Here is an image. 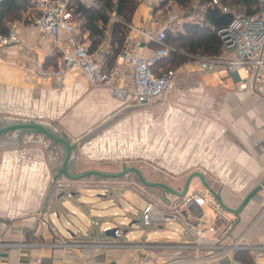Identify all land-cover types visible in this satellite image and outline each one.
I'll return each mask as SVG.
<instances>
[{
	"label": "rangeland",
	"instance_id": "1",
	"mask_svg": "<svg viewBox=\"0 0 264 264\" xmlns=\"http://www.w3.org/2000/svg\"><path fill=\"white\" fill-rule=\"evenodd\" d=\"M138 2L139 0H136V3ZM228 5L231 9L240 11L238 6ZM87 6L97 8L100 7V3L91 0ZM189 9L190 6L182 8L178 4L165 2L162 10L157 14L158 21H164L168 12L175 13L178 10L188 12ZM26 11L22 20L15 22L32 25L25 22V17L34 15L32 6ZM111 16L115 18L114 15ZM11 23L8 22L9 25ZM82 24L83 18L81 17ZM176 28H181V26L176 25ZM32 39L41 47L45 46L50 49L54 46L51 38L39 36L33 30L30 37L25 38V42L29 43ZM106 42L108 43L107 40ZM26 52L29 56L32 54L31 51L26 50ZM42 54L44 53L40 52V55ZM54 54L57 52L54 51ZM32 60L26 58V65L32 63ZM192 61L193 58L188 57V60L182 62L181 66L177 65L179 67L177 69L178 81L168 100L174 107L171 111L167 105L168 102L154 103L151 105L154 110L150 109L147 112L148 106L139 108L134 106L131 100H126L124 105L121 104V110H117L116 117H106L108 111L106 112L103 106H97L91 101L84 103L82 100L86 97L77 96L76 93L66 90L62 81L50 82L46 86L41 83L36 88L37 92L34 89L31 95L24 92L7 94V90H3L2 94L0 90V126L17 121L40 122L60 133L70 144H77L76 150L72 151L68 159V167L72 174L88 171L121 174L120 176L113 175V177L89 175L80 180H67L63 174H60L66 158V149L62 144L56 143L42 132H24L20 135V132L14 131L6 134L3 139H0V236H3L4 240L13 242L7 235L13 234L14 229L20 223H31L35 226L37 222L36 226H39L38 216L45 215L44 208L51 198L52 192L49 190L51 184L96 183L105 185L118 183L125 185L126 188L135 189L144 197L151 193L154 197L164 198L163 202L158 198L151 199L152 202L160 204L168 203L166 199L169 196L171 200L183 199V197L166 193V188L160 184H166V186L168 184L171 187L182 186L178 189L182 193L190 174L201 178L200 174L194 173L203 174L204 160L193 159L189 156L172 158L170 154L173 147L187 149L190 140H194L198 132L204 136L207 131L204 125L210 126L208 130H214L213 137L216 136L215 132L223 135L228 132L221 126L222 120L219 113V107L225 95L223 87L215 80L205 83L201 74L186 73ZM73 72L79 73L78 70ZM28 77H30L29 74ZM201 88H208L209 91ZM94 98L92 95L88 97L89 100ZM125 106H129V109ZM196 126L199 131H196ZM81 139H84L82 143H80ZM197 181L201 185L202 180L200 182L197 179ZM147 183L155 185L150 186ZM192 188L193 186L190 191ZM63 193V189L58 190L55 202H59L66 211L61 213L60 219L56 215L58 208H52L51 212V217L59 229L62 228L63 223L66 224L63 220L66 216H70L72 211L76 212L77 217H81L82 210L85 208L86 216L82 218L86 221L91 220V217L94 221H98L100 215L108 217L109 220L113 219L115 222H111L110 225H114L115 223L120 224L124 216H128L132 221H139L133 226L135 229L140 230L143 226L140 216L147 206L145 202L137 210L131 208V204L127 201L121 200L119 203L118 199L111 202L110 198H102L97 191L93 192V197L90 196L91 193L84 191L75 199L67 192L59 198ZM122 193L126 194V190H120V194ZM128 200L133 201L134 199ZM115 213L120 216L114 217ZM71 218L74 219V216ZM41 224L45 226L44 223ZM166 228L169 232L175 228H178L181 233L186 232L185 228L179 224H166ZM61 235L70 238L69 234ZM76 235L83 239L84 235L90 234ZM128 235L129 237L126 234H120L123 242L119 239L120 242L116 244L96 245L125 247L124 241L134 240V237L145 241L147 238L154 239L161 236ZM40 236L42 237L40 238L41 243H46L45 234ZM107 238L113 239L112 236ZM71 244L84 245L85 243Z\"/></svg>",
	"mask_w": 264,
	"mask_h": 264
},
{
	"label": "crops",
	"instance_id": "2",
	"mask_svg": "<svg viewBox=\"0 0 264 264\" xmlns=\"http://www.w3.org/2000/svg\"><path fill=\"white\" fill-rule=\"evenodd\" d=\"M164 4L165 2L161 6H156L151 0H139L136 3V11L132 22L127 24L128 34L126 39L129 36L133 38L132 41L136 45V50L140 55L148 57L150 55V47L153 44H148L129 25L142 29L152 28L151 17L155 15L159 19L157 14L160 13ZM180 11L178 10L177 13ZM36 15L37 12L34 11L33 17L28 16V18L35 19ZM180 26L183 27V24H180ZM32 30L36 31L40 36V32L35 27V24H20L18 27V33L23 41H25V38L30 37ZM83 35L89 38L87 31L83 32ZM106 40L99 47L104 46L103 44L106 43ZM107 41L110 53L113 47L109 40ZM29 44L34 46V57L32 55L29 56L26 50H21L17 46L0 48V90L2 94L3 90H7V94L11 92L18 94L19 92H24L31 95L34 89L38 88L41 83L46 86L50 82L62 81L65 84L66 90H70L74 94L76 93L77 96L86 97L82 100L84 103L91 101V103H96L97 106H103L104 110L108 111L106 117H116L118 115L116 114L117 110H121V104L124 105L125 102L117 99L109 88L92 87L80 72L74 73L71 71L63 79L51 81L36 80L33 77H28V68L33 64L30 63L29 65L31 66L26 65V58L33 59V61L38 60L40 62L39 65L44 63V66L45 62L54 55V51L58 54L57 60H55L56 63L60 55L56 49L55 42L54 46L50 49L45 46H39L38 43H35L34 39L30 40ZM40 52L44 54L40 55ZM109 53L104 56L107 65H109L107 61ZM55 61L50 63V65L55 63ZM188 66L186 73L190 75L201 74L205 83L215 80L223 87L225 95L219 107V113L222 120L221 126L222 128H226L228 132L224 135L220 134V132H215L216 136L213 137L214 130H208L210 126L204 125V128L207 129L204 136H202L201 132H198L195 135L196 138L192 141L190 140V145L186 147L187 149L182 150L173 147L170 154L172 158L177 159L182 156H189L193 157V159L204 160L203 174H194L203 175L207 185L204 184L202 177L201 179L197 176L193 177L190 174L188 179L192 178L188 190H190L191 186H193L192 190L204 186L210 191V194L207 195L209 202L203 206L198 204L192 205L191 209L188 212L186 211L185 217L189 223L191 222L194 225L199 223L203 226L213 227V229L207 228L205 234L217 244H231L241 239V244L251 246L252 248L251 251H237L235 258L244 262L238 257L239 255H243L245 258L251 259L252 262L253 255L257 249L264 247V84L260 85L257 90H238L235 76H226L225 74L218 76L200 72L193 65ZM27 78L30 79L28 80ZM201 89L204 91L208 90V88ZM35 91L37 92V89ZM90 95L95 98L89 100L88 97ZM151 105L146 108L147 112L150 109L154 110ZM167 105H169L170 111L174 110V107L169 102ZM125 108L129 109V106H125ZM196 131H199L198 126H196ZM17 135L19 136V134ZM3 137L5 135L0 139H3ZM164 157H167V155H164ZM197 179L200 182L202 180L201 185H199ZM258 186H261L260 190L252 195L253 190ZM167 187L175 192H179L178 189L182 186L171 187L167 184ZM60 189H63L64 193H69V196L74 199L84 191L91 193L90 196L93 197V192L97 191L102 198H110L111 202L118 199L119 203L121 200L127 201L131 204V208L137 210H139V207L144 202L147 205L151 199L158 198L154 197L151 193L146 194L144 197V195H140L135 189L126 188L125 185L118 183L105 185L96 183L51 184L49 189L52 192L51 198L49 204L44 208L45 215L43 217V214L38 216V221L40 220L39 226H36L37 222L35 226L31 225V223H20L14 229L13 234L7 235L12 241L30 242L32 245L17 246L5 250L0 255L2 264H141L146 254L153 256L155 262L161 264L174 258L177 250L173 248L152 249L154 245L178 244L188 240V232L184 223L181 222L163 223L164 225L156 224L151 228L142 226L140 230H137L133 226L139 223V221H132L128 216H124V220L120 224L115 223L114 225H110L111 222H115L113 219L109 220L107 219L108 217L100 215L98 221H94L93 217H91V220L86 221L82 218L86 216V208L82 210L81 217H77L76 212L72 211L71 215L66 216L63 220V222L66 221V224L63 223L62 228L59 229L56 226L55 220L51 217V212L52 208H58L59 210H57L56 215L60 219L61 213L66 211L59 202H55L57 198L56 194ZM122 189L126 190V194H120V190ZM165 191L166 193H171L166 189ZM64 193L59 198L64 196ZM171 194L172 196L176 195L175 193ZM169 198L170 196L166 199V202ZM128 199L134 200L130 201ZM158 199L161 202L165 200L164 198ZM71 216H74V219ZM116 216L120 215L115 213L114 217ZM41 223H44L45 226ZM166 224H179L185 228L186 232L181 233L178 228L169 232ZM114 228H116L115 234L119 236H112L113 239H108L107 237L111 235H107V237L106 235H102L111 234L106 233V231ZM41 234H45V238H47L45 241L50 245H37L42 244V239H40L42 238ZM61 234H75V236L70 235V238H65ZM76 234L90 235H84V238L80 239L81 236ZM120 234H126L127 237H129L128 234H154L155 236H161L154 239L147 238L145 241L134 237V240L124 241L125 247H119L118 245H114L113 247L96 245L116 244L121 240ZM55 241L85 244L70 247L51 246ZM121 241L123 242V240ZM182 253L189 257L193 256L191 251ZM223 260L213 261L210 264H234L233 261L223 263ZM258 264H264V256L259 260Z\"/></svg>",
	"mask_w": 264,
	"mask_h": 264
},
{
	"label": "built area",
	"instance_id": "3",
	"mask_svg": "<svg viewBox=\"0 0 264 264\" xmlns=\"http://www.w3.org/2000/svg\"><path fill=\"white\" fill-rule=\"evenodd\" d=\"M1 1V0H0ZM88 5L91 0H77ZM154 5L161 6L163 2L177 5L172 0H151ZM37 15L33 21L40 35L52 38L59 51V60L56 65L44 67L38 60H32L28 68L30 77L36 80H61L69 72L78 70L92 87L109 88L114 96L122 101L131 100L134 106L147 107L154 103L167 102L176 87L179 73L177 70H163L161 62L168 59L174 48L167 42L169 30L182 31L183 27L176 25L184 23H201L205 11L209 6H217L224 13H231V22L217 30L222 40L219 54L214 56H197L191 65L204 73L215 75L225 74L236 77L238 90H257L264 84V0H260V10L256 14L248 15L242 11H235L222 2L210 0L208 4L201 5L199 0L191 3L188 12L182 10L177 13L168 12L164 21H158L155 15L151 17L152 28H138L136 30L150 47V55L145 57L136 50L130 36L124 46L114 58L113 64L105 63V55L109 53V44L99 47L91 53V39L83 35L81 20L75 12L74 0H32ZM19 24L13 23L6 35L0 34V48L17 46L21 50L31 51L35 56L34 46L23 41L18 33ZM209 189L200 187L188 190L183 199H169L165 204L149 201L140 216L143 227L151 228L156 224L181 222L188 232V240L178 244L154 245L152 249L173 248L176 255L161 264H210L213 261L230 258L234 264H258L264 256V247H259L253 255V261L245 263L235 258L237 251H251V246L241 244V239L231 244H217L205 234L210 226L192 224L187 221L184 213L191 206H203L209 202L207 195ZM31 243L4 240L0 236V255L5 250L14 247L30 246ZM50 245L48 242L37 244ZM51 246H75L68 242L55 241ZM193 253L192 257L182 252ZM0 264H2L0 259ZM141 264H157L155 258L146 254Z\"/></svg>",
	"mask_w": 264,
	"mask_h": 264
},
{
	"label": "trees",
	"instance_id": "4",
	"mask_svg": "<svg viewBox=\"0 0 264 264\" xmlns=\"http://www.w3.org/2000/svg\"><path fill=\"white\" fill-rule=\"evenodd\" d=\"M100 7H91L74 0L75 12L83 18L82 32L89 33L92 41L90 52L94 53L99 45L105 40H109L113 50L107 55L108 66H111L118 52L122 49L128 34L127 24L132 22L136 11V0H96ZM182 8H188L195 0H172ZM201 5L208 4L210 0H199ZM225 4L236 5L240 11L253 15L260 10V0H222ZM32 6L36 11L32 0H1L0 1V34L6 35L9 28L17 20H22L24 12ZM35 8V9H34ZM37 12V11H36ZM114 15L115 18H112ZM233 18L231 13H224L217 6L207 7L204 20L201 23H184L183 30L173 32L168 31L167 42L174 50L168 59L161 62L163 70H177V65H182L189 58L197 56H214L220 53L222 40L217 34V30L227 26ZM34 18H26L27 24H33ZM7 22H12L10 25ZM58 54H54L44 67L56 65ZM50 65V63L54 62ZM245 263H250L251 259L243 255L238 256Z\"/></svg>",
	"mask_w": 264,
	"mask_h": 264
},
{
	"label": "water",
	"instance_id": "5",
	"mask_svg": "<svg viewBox=\"0 0 264 264\" xmlns=\"http://www.w3.org/2000/svg\"><path fill=\"white\" fill-rule=\"evenodd\" d=\"M14 131H18L20 132V135L23 134L24 132H42L44 133L48 138L52 139L53 141H55L56 143H60L62 144L65 149H66V158L65 161L63 163V167L60 169V174H63L67 180H80L82 178H84L85 176H89V175H99V176H108V177H113L114 176H120L121 174H106V173H101V172H97V171H88V172H84V173H78V174H72L71 171L69 170L68 167V159L70 157V154L72 153V151L76 150L77 144H70L68 142V140H66L64 137H62L60 135V133L53 131L51 128H48L47 126H44L42 123L37 122V121H17L14 123H8L5 125L0 126V137L3 135H6L10 132H14ZM84 141V139L80 140V143H82ZM1 146V144H0ZM200 176L202 177V175L200 174ZM192 177H190L183 189V192H175L173 190H171L169 187H167L165 184H160L162 187L166 188L169 192L171 193H175L177 196L180 197H184L185 194L188 192L189 186H190V180ZM203 178V177H202ZM204 180V178H203ZM148 185H155L154 183H147ZM204 184H206L205 180H204ZM261 186H258L255 190H253L252 195L255 194L256 192H258L260 190ZM214 194L215 192L212 191ZM251 195V196H252ZM217 196V195H216ZM218 197V196H217ZM186 214V213H184ZM106 233H111V234H106L107 235H111V236H118V234L116 233V228L114 229H109L106 231ZM71 236H75V234H70ZM231 261L230 258H224L223 263H227Z\"/></svg>",
	"mask_w": 264,
	"mask_h": 264
}]
</instances>
